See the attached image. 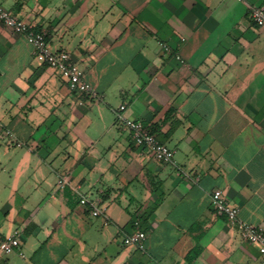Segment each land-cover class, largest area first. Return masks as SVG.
Segmentation results:
<instances>
[{"label":"crops","instance_id":"1","mask_svg":"<svg viewBox=\"0 0 264 264\" xmlns=\"http://www.w3.org/2000/svg\"><path fill=\"white\" fill-rule=\"evenodd\" d=\"M254 6L264 0H0L67 51L99 96L80 106L25 37L0 25V228L20 231L25 254L0 264H264L212 205L220 192L264 229ZM124 119L142 122L173 162L137 146ZM137 220L144 250L124 243Z\"/></svg>","mask_w":264,"mask_h":264},{"label":"built area","instance_id":"2","mask_svg":"<svg viewBox=\"0 0 264 264\" xmlns=\"http://www.w3.org/2000/svg\"><path fill=\"white\" fill-rule=\"evenodd\" d=\"M250 17L253 22L261 29H264V6H254L250 11ZM0 25L10 29L12 32L25 37L27 42L32 45L44 58L45 63L49 68L57 72L68 85L70 91L75 95L82 98L79 105L85 104L83 98L91 100H98L99 96L88 81L85 70L80 67L72 58V56L65 50H53L50 46L47 35L43 31H37L33 26L21 21L18 17L10 13L3 7H0ZM159 45L166 52H171V47L165 42H160ZM177 60L183 62L180 55L176 56ZM126 106L120 107L124 111ZM125 128L131 133V137L135 144L139 147H147L151 155L157 161L163 163H170L174 160L175 152L166 145L162 144L142 122L124 119ZM7 134L12 136V132L8 131ZM68 184V177H63L59 182L60 188H65ZM83 205L90 204L93 206L92 214L98 216L102 214L100 208L95 203L90 202L88 199L82 198ZM212 205L217 215L226 216L228 221L236 226L241 232L244 239L252 244L257 245L260 251L264 254V229L256 225L243 222L239 218V209L232 207L224 199L222 193L216 192L212 197ZM135 225L138 227L137 232L125 238V245H133L142 250L145 249L147 241V234L140 227V221L137 220ZM0 254L9 256L18 254L25 258L22 251V240L20 231L16 230L12 234L5 235L0 228Z\"/></svg>","mask_w":264,"mask_h":264},{"label":"rangeland","instance_id":"3","mask_svg":"<svg viewBox=\"0 0 264 264\" xmlns=\"http://www.w3.org/2000/svg\"><path fill=\"white\" fill-rule=\"evenodd\" d=\"M12 233H13V232H12ZM12 233H10V234H12ZM5 235H8V234H5ZM1 256H5V255H2V254H1Z\"/></svg>","mask_w":264,"mask_h":264}]
</instances>
